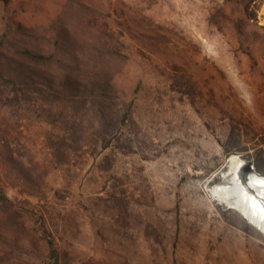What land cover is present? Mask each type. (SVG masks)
I'll list each match as a JSON object with an SVG mask.
<instances>
[{
	"label": "rangeland",
	"instance_id": "obj_1",
	"mask_svg": "<svg viewBox=\"0 0 264 264\" xmlns=\"http://www.w3.org/2000/svg\"><path fill=\"white\" fill-rule=\"evenodd\" d=\"M263 6L0 0V190L21 220L74 264H264L214 192L232 153L264 174ZM6 214L1 263L36 264Z\"/></svg>",
	"mask_w": 264,
	"mask_h": 264
},
{
	"label": "bare ground",
	"instance_id": "obj_2",
	"mask_svg": "<svg viewBox=\"0 0 264 264\" xmlns=\"http://www.w3.org/2000/svg\"><path fill=\"white\" fill-rule=\"evenodd\" d=\"M262 12L264 14V6ZM244 160L237 154L229 155L226 173L214 187V192L264 234V174L254 165L256 175L242 176L238 169Z\"/></svg>",
	"mask_w": 264,
	"mask_h": 264
},
{
	"label": "trees",
	"instance_id": "obj_3",
	"mask_svg": "<svg viewBox=\"0 0 264 264\" xmlns=\"http://www.w3.org/2000/svg\"><path fill=\"white\" fill-rule=\"evenodd\" d=\"M14 52L16 56H20L25 60L33 63L35 62L36 64H38L39 67L42 64L49 62L50 59L52 58V56L50 55L36 53L28 49L15 50ZM66 82L60 81L59 85L62 88H66L67 87ZM219 179L220 176L214 177V181L212 182V184L219 181ZM12 207L13 204L11 203V201L0 190V208L5 209L7 211L6 216L12 218V221H10L8 226H4V227L2 226L1 228L2 233H6L10 235L11 237L9 238H12L15 241H18L19 239H24L28 244L32 246V248L35 245L42 244L44 249V255L43 258L40 259L36 264H74L70 261H66L64 257L61 256L54 237L52 236L51 232L48 230V228L45 225L43 224L41 225L40 228L41 231L38 233L37 230L29 228V226L26 225L25 221L21 220L20 214L16 213V209ZM239 215L246 220V218L242 214L239 213ZM12 258L14 259V255L12 254V251L2 250L0 253V264H2L1 262L3 260L8 261ZM23 264H28V263L26 261ZM29 264L31 263L29 262Z\"/></svg>",
	"mask_w": 264,
	"mask_h": 264
},
{
	"label": "water",
	"instance_id": "obj_4",
	"mask_svg": "<svg viewBox=\"0 0 264 264\" xmlns=\"http://www.w3.org/2000/svg\"><path fill=\"white\" fill-rule=\"evenodd\" d=\"M246 160L243 161V163L239 166V172L242 176L245 175H250V176H254L256 175L258 172L255 170V168L253 167L254 164L252 162L251 159H247L244 158Z\"/></svg>",
	"mask_w": 264,
	"mask_h": 264
}]
</instances>
